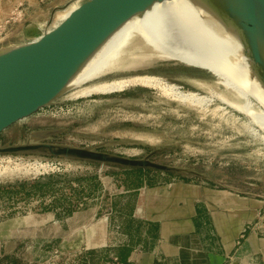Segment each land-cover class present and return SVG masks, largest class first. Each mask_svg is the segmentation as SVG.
Instances as JSON below:
<instances>
[{
	"label": "rangeland",
	"instance_id": "374dc122",
	"mask_svg": "<svg viewBox=\"0 0 264 264\" xmlns=\"http://www.w3.org/2000/svg\"><path fill=\"white\" fill-rule=\"evenodd\" d=\"M21 1L30 10L26 25L36 22L47 27L60 23L78 6L76 0H59L55 5H51L50 0ZM36 13L42 15L32 18ZM9 48L1 49L8 51ZM136 53L139 56L133 60ZM163 62L164 55L137 36L101 79L69 87L55 104L0 135V147L46 143L131 159L150 158L169 169L168 173L147 170L154 179L204 183L264 201V128L230 106L225 98L251 106L256 114H264V105L230 88L223 78L208 70L177 61L178 65L174 66ZM188 73L196 77L184 75ZM141 76L160 79L182 91L169 90L159 84L132 86L113 94H82L101 81H123ZM209 76L213 79H205ZM176 93L194 94L200 100L180 102ZM47 157L53 158L39 154L0 155V243L12 240L9 224L12 211L11 217H20L16 226H30L19 234L22 243L14 255L16 264H28L30 260L36 264L38 257H29L26 261L32 253L30 248L49 238L46 230L41 231L46 222L40 221L38 215L53 214L54 209L39 204L40 197L48 196L49 192L38 183L44 186L73 181L83 188H90L88 181H96L102 167L108 168L107 176L123 170H140L62 158L82 170L40 177L36 164ZM11 172L16 176H10ZM81 182H86L87 186ZM29 214L34 217L25 225L24 216ZM58 256L61 264L70 263L69 258H72L71 264H101L108 257L106 253L89 251ZM10 260L0 257V264H10L13 258Z\"/></svg>",
	"mask_w": 264,
	"mask_h": 264
},
{
	"label": "crops",
	"instance_id": "0c3cea01",
	"mask_svg": "<svg viewBox=\"0 0 264 264\" xmlns=\"http://www.w3.org/2000/svg\"><path fill=\"white\" fill-rule=\"evenodd\" d=\"M76 2L78 8L85 1ZM25 22L16 24L9 50L45 34V24ZM72 182L38 183L49 192L40 197L39 204L54 209L53 214L38 215L46 222L41 231L49 234L50 254H107L124 244L133 247L130 264H226L231 258L236 264H264V234L255 224L264 212V201L204 183L157 180L147 170H123L107 176L98 200L81 203L85 192H92L95 185L73 187ZM10 217L13 236L10 242L0 243V257L13 258L9 262L16 264L14 255L22 243L19 234L30 226H16L20 217ZM33 217L24 216L23 223L27 225ZM239 238L243 241L236 247Z\"/></svg>",
	"mask_w": 264,
	"mask_h": 264
},
{
	"label": "water",
	"instance_id": "95a60500",
	"mask_svg": "<svg viewBox=\"0 0 264 264\" xmlns=\"http://www.w3.org/2000/svg\"><path fill=\"white\" fill-rule=\"evenodd\" d=\"M231 29L264 85V0H204ZM154 0H88L42 38L0 54V135L52 106L90 57ZM3 154H39L130 169H169L150 158L131 159L71 146L0 147Z\"/></svg>",
	"mask_w": 264,
	"mask_h": 264
},
{
	"label": "bare ground",
	"instance_id": "6f19581e",
	"mask_svg": "<svg viewBox=\"0 0 264 264\" xmlns=\"http://www.w3.org/2000/svg\"><path fill=\"white\" fill-rule=\"evenodd\" d=\"M137 36L148 41L167 58L208 70L223 78L230 88L264 105V85L255 76L251 60L231 29L204 0H154L148 10L122 26L90 57L87 66L76 74L72 85L101 79ZM159 84L176 90L160 79L141 76L123 81H101L82 94H113L132 86ZM175 96L180 102L200 100L194 94L176 93ZM225 101L264 128V114L254 113L251 106L245 103L234 102L227 97ZM10 176H16L15 172H11ZM62 248L63 252L65 249Z\"/></svg>",
	"mask_w": 264,
	"mask_h": 264
},
{
	"label": "built area",
	"instance_id": "2783aa9c",
	"mask_svg": "<svg viewBox=\"0 0 264 264\" xmlns=\"http://www.w3.org/2000/svg\"><path fill=\"white\" fill-rule=\"evenodd\" d=\"M29 8L25 7L24 2L20 0H0V54L5 52L3 51L4 46H7L9 41L12 39L11 36L14 32L15 26L18 22H22L24 20L27 21L29 17ZM52 27V26H50ZM50 27H45V33L49 32L53 28L56 27L53 26L52 29ZM178 91H182L181 88L177 89ZM184 94V93H183ZM1 161V160H0ZM36 166H38L39 174L38 176H56V175H66L74 172H79L81 169L79 166L75 165L74 163L63 160L62 158H45L37 162ZM0 164V168H1ZM37 169V170H38ZM82 170V169H81ZM0 179H2V172L0 170ZM107 180V168L102 167L98 171V177L96 181H91L88 183H92L95 185V188L92 192H85L84 197L81 198V202L88 203L98 200V197L102 194V185ZM83 185L87 186L86 182H81ZM71 185L74 187H79L77 182H72ZM142 189V188H141ZM139 190V194H142L143 190ZM255 224L257 225L258 231H260L261 234H264V212L260 213L255 220ZM243 239L239 238L236 247H240L242 244ZM48 244L49 241L46 239L40 240L39 242H36V244H32V248L30 250L32 251L31 254H28V257L26 261H29L32 259V257H38V261L36 264H61V257L59 258L58 255L59 251H55L52 254L48 253ZM49 254V255H48ZM48 257H47V256ZM53 258V259H52ZM72 258H69L70 263H73L71 261ZM115 262L116 259H113ZM19 261V260H18ZM28 264H34L33 260H30ZM226 264H236L234 259L231 258Z\"/></svg>",
	"mask_w": 264,
	"mask_h": 264
},
{
	"label": "trees",
	"instance_id": "16d2710c",
	"mask_svg": "<svg viewBox=\"0 0 264 264\" xmlns=\"http://www.w3.org/2000/svg\"><path fill=\"white\" fill-rule=\"evenodd\" d=\"M138 54L139 53H136L137 56L135 54L133 55L136 57L133 60L137 59V57L139 56ZM163 63L166 64L167 66L178 65L174 60L167 58L165 55H164V62ZM184 75L188 76V77H196L190 73L184 74ZM205 79H213V76H209L208 78H205ZM132 250H133V247L126 246L124 244H121L120 246H118L116 248H111L109 253L107 252V255H108L107 259L103 260V262L101 264H111V263L112 264H130L128 257H129ZM92 254H97V252H94ZM113 259H116L117 261L115 262Z\"/></svg>",
	"mask_w": 264,
	"mask_h": 264
}]
</instances>
